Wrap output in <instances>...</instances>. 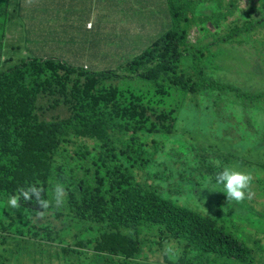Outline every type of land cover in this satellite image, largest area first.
Segmentation results:
<instances>
[{
    "label": "rangeland",
    "instance_id": "374dc122",
    "mask_svg": "<svg viewBox=\"0 0 264 264\" xmlns=\"http://www.w3.org/2000/svg\"><path fill=\"white\" fill-rule=\"evenodd\" d=\"M43 1L0 0V39L3 34L6 36L3 43L5 54L0 56V75L28 56L55 57L73 65L88 64L91 67L89 72H119L129 60L150 48L151 43L163 35L146 38L139 34L125 35L124 31L107 33L116 26L108 23L110 29L103 30L101 26L105 22L96 17L93 32H90L86 24L88 18L94 17L93 7L85 4L72 12L76 21L67 22L64 29H58L56 22L45 21L39 12ZM247 1L233 0L234 4L239 2L238 12L249 8ZM34 4L40 6L33 7ZM172 4H177L182 11L181 29H184L187 23L183 18L188 8H192V0H173ZM197 6L192 9V14L194 22L200 24L189 34L190 43L196 45L189 44L190 51L183 52L179 66V72L197 85L195 94L166 87L169 95L165 99L154 97L155 87L133 75L109 81L106 85L117 86L128 95L137 96L155 112L177 111V123L170 135L156 133L142 138L143 144L146 141L149 146L139 150L143 155L139 156L140 162L133 169L136 181L143 186L151 185L162 198L178 206L215 219L227 233L251 250L254 259L251 264H264V197H259L256 192L257 189L264 190V180L260 179L264 161L255 159L250 148L251 142L264 145V139L256 141L261 135H256L251 128L256 124L264 130V39L257 38L264 36V31L241 29L246 23L257 24L264 18V9H257L249 16L240 15L215 34L203 27L202 20L208 16L218 17L224 9L202 1ZM159 10L162 16V9ZM63 11L69 13L68 8L63 7ZM44 12L48 15V8ZM91 45L93 58L89 53ZM4 57L13 61L4 66L1 64ZM102 58L107 60L96 63ZM67 114L66 108L60 107L49 118ZM235 117L246 125V130L237 128ZM224 166L252 173V188H255L252 199L227 202L223 185L215 180ZM48 211L62 216L60 221L52 219L49 222L52 232L61 235L76 233L81 240L99 236L101 226L93 225V232H89L82 227L84 224L74 222L66 199L59 208L53 201ZM1 217L4 216L0 210ZM28 220L32 221L29 213L22 222L28 223ZM17 221L20 223L15 218ZM84 226L92 227V224L85 223ZM144 226L149 229L141 230L142 241L161 240L164 243L169 238L162 227ZM38 230L32 228L31 236H35ZM170 244L175 255L166 256L172 261L181 257L190 264H242L212 253L186 252L184 240ZM164 248L165 244L148 247L160 250L165 256Z\"/></svg>",
    "mask_w": 264,
    "mask_h": 264
},
{
    "label": "trees",
    "instance_id": "16d2710c",
    "mask_svg": "<svg viewBox=\"0 0 264 264\" xmlns=\"http://www.w3.org/2000/svg\"><path fill=\"white\" fill-rule=\"evenodd\" d=\"M170 6L172 11L179 10L177 4ZM260 7L264 9V1ZM173 16L175 28L149 51L129 61L123 71L153 84L154 97L162 99L169 95L166 87L197 92V85L179 75L178 69L189 32L200 23L186 20L181 29L179 12L173 11ZM121 77L125 75L114 71L93 76L55 57L37 56H28L0 75V197L6 198H0V210L11 211L18 220L26 219L29 213V226L46 227L56 215L48 211L41 220L34 198L21 199L18 210L10 209L7 201L20 187L37 182L45 190L44 198L51 199L54 184L60 182L66 186V200L75 220L105 226L98 254L107 239L127 242L126 253L138 252L143 243L141 230L149 229L144 226L148 225L164 228L169 238L164 243L159 240L160 244L184 240L186 252L201 251L242 264L253 263L251 250L215 219L178 206L162 198L151 185L136 181L133 169L143 155L139 150L149 146L142 138L156 133L170 135L177 111L155 112L133 94L115 86L106 89L109 79ZM44 101H64L71 111L67 120L42 121L39 113ZM251 128L261 135L256 141L262 142L264 132L255 125ZM250 148L255 159L264 161V145L251 142ZM256 192L264 197L263 189ZM14 228L21 229L18 221ZM167 260L190 264L181 257Z\"/></svg>",
    "mask_w": 264,
    "mask_h": 264
},
{
    "label": "clouds",
    "instance_id": "9594fccd",
    "mask_svg": "<svg viewBox=\"0 0 264 264\" xmlns=\"http://www.w3.org/2000/svg\"><path fill=\"white\" fill-rule=\"evenodd\" d=\"M193 1H194V3H193L192 8L190 10L188 8L189 12L187 11L186 17L183 18L184 21L188 20V21L194 22L192 9L198 7L197 4L199 1H202L204 3H215L216 5H220V7H222L224 9V12H221L218 17L208 16L202 20L203 27L206 30L216 34L218 30H222V28H226L227 24H230V22H232V20H234L236 18H240V15L244 14L245 16H249L251 13H253L257 9H261V7H260L261 1H264V0H248L247 3L249 5V8L244 10V11H239V12H238L237 5L240 1L237 2L236 4L233 3V0H232V2H230L228 0H193ZM241 1H243V0H241ZM169 2L171 3V1L170 0L167 1L168 5H169L170 21H169V24H168V27L166 28V30L164 32H162L163 35L166 34L168 31H170L172 25H173V29L175 28V25H174V17L175 16H173V11L179 12L180 16L182 13L181 10H177L176 8L172 11ZM55 3H59L58 7L53 6ZM43 4H45V8H48V10H49L48 15L45 12H44V14L41 12L43 19H45V21H47V22H56L57 27L59 28L58 20H57V12L59 9L61 10L62 1L44 0ZM82 4H85L86 7L91 8L90 3L87 0H73V2L71 4L66 1L65 8L69 9V13H66V15L64 17L66 23L67 22L71 23L73 21H76V16L73 17L72 12L74 11L75 8H78V7L82 8ZM39 6L37 5V7H39ZM53 12H56V14H55L54 19L52 21H50L49 15H51V13H53ZM189 15H190V17H189ZM60 16H61V13H60ZM263 20H264V18H261V19H259L257 24H252V25L246 23V25L244 27H242L241 29L245 30L246 32L260 31V30L264 31V22H261ZM87 21H88V19H87ZM248 26L251 27L252 30L248 31L247 30ZM92 27H94V22L91 23L88 21L86 24L87 30L91 31ZM107 27H108V29H110V26L107 23H105L103 26H101L102 29H105V28L107 29ZM180 27H181V25H180ZM120 31L122 32L123 30H120ZM191 31H193V28L191 29ZM191 31L189 32V34L191 33ZM163 35L160 36L158 39L163 37ZM142 37H144V36H142ZM146 38H150V37H146ZM257 38L264 39V36H262V37L257 36ZM5 39H6V37L5 38L2 37L0 39V49H1L0 50V56L5 54V52H4L5 47L3 45V43L5 42ZM157 40H155L154 42L151 43L150 48H148L147 50L142 52L140 55L132 58L129 61L135 60L136 58L143 55L145 52L149 51L153 47V45L155 44V42ZM189 44L190 45H196V44L190 43L189 35H188V44L181 49L182 52L190 51V49L188 47ZM89 53H90L91 57L93 58V55H94L93 45L90 46ZM37 57L38 58H49V57H42V56H37ZM182 58H183V56H182ZM182 58H181V61H182ZM2 61H3V63H1V64H3L4 66H7L8 64H10L13 61V59H8V60L6 59L5 60V57H4L2 59ZM102 61H104V58L100 59L96 63H100ZM181 61H180V64H181ZM126 64H125V66H126ZM180 64H179V66H180ZM70 65L76 66L79 70L84 71V72H86L90 75H93V76H96L97 73H102V72H89L91 67L88 64H84V65L70 64ZM125 66L123 68H121L122 70L117 72V73L120 75L124 74L125 77H128L129 75L135 76V73H132V72L123 73ZM10 69H7L2 74L8 72ZM116 70H119V69H116ZM104 72H106V71H104ZM178 73H179V75H184V74H181L179 72V69H178ZM118 79H120V78H113L112 80L109 79L107 82L115 81ZM111 86H113V85L107 86L106 89L111 88ZM115 87H117V86H115ZM121 90L124 93H127V91H125L123 89H121ZM186 94H188V93H186ZM60 107H65L68 114L64 117L51 116V118H49L50 114L56 112L57 109ZM69 111H70V107L68 105H66L64 101H61V103H54V102L49 103L47 101H44V102L40 103L39 116H40L42 121H45L47 123H52L55 121L67 120L66 117L69 116ZM239 112H241V111H239ZM235 121L237 122L236 117H235ZM236 124H237V128H243V127L246 128V125H241L238 122ZM254 125L257 126L256 124H254ZM262 131L264 132V130H262ZM213 163H217V162L213 161ZM260 179L264 180V172L261 173ZM215 180H216L217 184L223 185L224 192L226 193L227 202H231V201L243 202L246 199H248V200L252 199L255 195V193H254L255 188H252L253 175L251 172H244V171H241V170L234 168L232 166H224L223 170L216 174ZM38 184H39V182H37L35 184H31L27 187H20L17 190L16 194L10 195L8 198V201H7L9 208L18 210L20 208L21 199H23L25 201H31L34 198L37 205H38V209H39L37 211V216L42 220L46 216L50 207H52L53 201H54L55 207H57V208H59L60 206H62L65 203V199L67 196V189L63 183L57 182L54 184V186L51 190L52 199H45L44 198L43 194H44L45 190L43 187L37 186ZM68 209L71 210V208L69 206H68ZM1 212H2L4 217L0 218V264H21L22 263V256L20 255V251L22 250V248H24L25 246H27V247L34 246V247H38V248H44L47 245V241H46L44 231H38V233L35 236H31L30 231L32 228H35V227L29 226L27 223L22 222L23 219H19L20 220L19 224L21 225V229H15L14 225L16 224V222H15V217L12 216V212L7 211V210H1ZM61 217H62L61 215H56L55 217H53V219H55L56 221H60ZM73 220L77 224L81 225V223H79L74 218H73ZM85 223L92 224V227L84 226L85 224L82 225V227L85 228L89 232H93V225L101 226L99 229V232H100L99 236L96 237L95 239L89 238L86 240H81L79 238L78 234H76V233H68V234L69 235H76L77 239L83 245H85L87 243V241H89V240H92L93 242L97 241L96 243H93V247H95V250L97 251L101 248L99 242L101 241L103 233L105 232V226L94 224L92 222H85ZM26 232L28 234H26ZM48 232H51L52 234H59V233H55V232L50 231V226H49ZM59 236L62 237L63 235L59 234ZM28 238H31V239H28ZM142 242L143 243H140L141 247H140L138 252H136L137 249H133L131 251V253H126L125 252L126 250L124 249V247H125V245H128L127 242H125L123 240H119V239L118 240L107 239L103 243V250H102L101 254L111 255V256H124V257L147 256L148 258L150 256H152L156 259L155 264H180L178 262L172 263V262H169L167 260L168 257L166 255H168L170 257L175 255V250H174L173 245L168 244V243L165 244V248H164L165 256H164L160 252V250L148 249V247H150V246H161L162 244H160L159 241L153 242L151 240H144Z\"/></svg>",
    "mask_w": 264,
    "mask_h": 264
},
{
    "label": "crops",
    "instance_id": "0c3cea01",
    "mask_svg": "<svg viewBox=\"0 0 264 264\" xmlns=\"http://www.w3.org/2000/svg\"><path fill=\"white\" fill-rule=\"evenodd\" d=\"M66 1L70 4L73 2V0H62L61 10L59 9L57 12L58 29L66 27L64 18L66 14L63 11ZM167 1L88 0L91 8L93 7L94 15L93 19L88 18V21L93 23L96 17L97 20L116 26L114 30L107 31V33H122L120 30H123L125 35L158 36L166 30L170 21ZM193 3L194 1L192 0ZM58 5L59 3H55L53 6L58 7ZM33 7H37V5L34 4ZM142 7L146 8V10L142 9ZM159 8L162 9V16ZM44 10L45 4H43L42 8L40 7L39 12L44 14ZM55 14L56 12H53L49 15L50 21L54 19ZM93 29L94 27H92L90 32H93ZM113 38H118V36L113 35ZM106 60L104 58V61ZM43 225H35L34 227L36 229L39 228L38 231L45 232L47 245L44 248L34 246L22 248L20 251L22 256L21 264H155L156 262V259L152 256L148 258L147 256L124 257L98 254L95 247H93V243L97 241L89 240L83 245L76 235L64 234L60 237L59 234L48 232L49 225L46 227H43Z\"/></svg>",
    "mask_w": 264,
    "mask_h": 264
}]
</instances>
